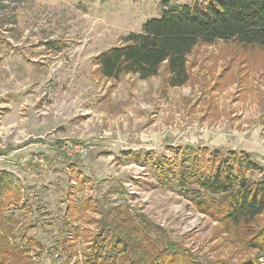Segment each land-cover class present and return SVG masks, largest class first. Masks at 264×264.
I'll use <instances>...</instances> for the list:
<instances>
[{
	"label": "rangeland",
	"instance_id": "374dc122",
	"mask_svg": "<svg viewBox=\"0 0 264 264\" xmlns=\"http://www.w3.org/2000/svg\"><path fill=\"white\" fill-rule=\"evenodd\" d=\"M163 1L178 0H0V170L19 187L1 213L0 235L35 264H84L87 230L95 231L86 217L101 215L81 209L86 200L107 219L119 204L143 213L155 225L147 232L154 249L175 242L204 262L256 255L247 239L264 211L252 224L217 221L167 179L179 164L166 158L168 147L243 150L264 168V49L199 42L187 56L189 80L174 87L164 86L163 67L147 79L127 73L114 81L94 64L122 35L159 17ZM48 138L81 141L87 153L73 159ZM128 150L149 159L135 162ZM37 153L43 166L31 159ZM157 159L170 162L163 178ZM76 172L86 177L80 189ZM19 256L6 254V264H22Z\"/></svg>",
	"mask_w": 264,
	"mask_h": 264
},
{
	"label": "trees",
	"instance_id": "16d2710c",
	"mask_svg": "<svg viewBox=\"0 0 264 264\" xmlns=\"http://www.w3.org/2000/svg\"><path fill=\"white\" fill-rule=\"evenodd\" d=\"M163 2L165 6L159 17H149L142 23L140 31L122 35L119 44L95 56L94 64L101 76L118 81L121 75L131 73L147 79L157 75L163 67L164 86L174 87L189 80L187 56L199 42L232 40L264 49V0ZM167 149L172 155L166 158L167 161L179 164V172L168 174L167 179L173 180L189 195L200 211L229 226L252 224L264 211V168L247 152L231 150L225 153L218 149H182L180 146ZM6 151H0V155ZM123 154L131 155L138 163L149 159L148 154L140 150H128ZM169 163L155 161L160 178L171 172V168L164 172ZM250 172H257L260 177L249 178ZM73 177L79 189L86 182V177L79 172ZM18 191L9 172L0 170V217L7 205L15 203ZM91 205L88 200L79 205L81 209L94 208L101 213L98 218L86 217V222L93 224L95 231L87 230L90 244L84 264H264V223L253 227L247 239L256 249L255 256L237 261L215 259L204 262L175 242L154 249L147 232L154 231L155 225L143 213L133 215L128 207L119 204L107 219L100 204ZM6 242L0 235V264H6V254L20 255L15 258L16 263L35 264L28 249ZM7 264H12L11 260Z\"/></svg>",
	"mask_w": 264,
	"mask_h": 264
},
{
	"label": "built area",
	"instance_id": "2783aa9c",
	"mask_svg": "<svg viewBox=\"0 0 264 264\" xmlns=\"http://www.w3.org/2000/svg\"><path fill=\"white\" fill-rule=\"evenodd\" d=\"M54 139L56 138H52L51 140H49L46 142L47 146H49L50 148H54V147H58L63 153H65L66 155L74 158H78V157H83L88 150V146L87 144L81 142V141H75V140H68V141H59L57 140L56 143H54ZM44 144V146H46ZM46 146V147H47ZM33 163L38 164L43 166L44 165V156L40 153L37 154H33V156L31 157Z\"/></svg>",
	"mask_w": 264,
	"mask_h": 264
},
{
	"label": "crops",
	"instance_id": "0c3cea01",
	"mask_svg": "<svg viewBox=\"0 0 264 264\" xmlns=\"http://www.w3.org/2000/svg\"><path fill=\"white\" fill-rule=\"evenodd\" d=\"M179 1V0H178ZM178 1H175V3H178ZM188 2V1H187Z\"/></svg>",
	"mask_w": 264,
	"mask_h": 264
}]
</instances>
